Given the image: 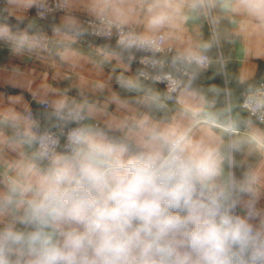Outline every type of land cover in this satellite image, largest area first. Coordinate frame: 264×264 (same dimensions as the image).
Instances as JSON below:
<instances>
[{
    "label": "clouds",
    "instance_id": "obj_1",
    "mask_svg": "<svg viewBox=\"0 0 264 264\" xmlns=\"http://www.w3.org/2000/svg\"><path fill=\"white\" fill-rule=\"evenodd\" d=\"M5 3L21 13L35 9L41 20L63 13L56 35L114 41L98 49L105 61L141 67L116 78L120 89L139 94L134 98L113 93L100 104L53 93L46 106L59 134L41 131L31 112L4 113L15 131L0 135V145L27 150L0 173V264H264V164L239 177L233 170L245 145L264 154V87L249 88L241 103L244 139L231 103L205 111L214 101L192 87L214 63L215 11L241 17L242 31H264V0ZM77 10L90 17L87 27ZM193 13L212 25L211 38L176 48L173 33ZM31 28L14 31L0 18V41L15 56L43 47L48 37ZM59 55L72 68L82 59L70 45ZM142 80L164 91L145 89ZM107 86L96 82L94 90ZM172 99L182 107L170 114Z\"/></svg>",
    "mask_w": 264,
    "mask_h": 264
},
{
    "label": "crops",
    "instance_id": "obj_2",
    "mask_svg": "<svg viewBox=\"0 0 264 264\" xmlns=\"http://www.w3.org/2000/svg\"><path fill=\"white\" fill-rule=\"evenodd\" d=\"M62 15L63 13H59L41 22L27 13L11 8L0 13V18L8 17L14 31L18 27L25 28L31 24L32 33H41L48 37L43 47H36L20 56L12 54L8 42L0 41V135L5 137L14 135L15 130L4 118V113L13 108L17 112L33 110L42 114L46 123H50L52 120L50 113L41 110L39 104L52 98L53 93L63 92L78 101L86 99L100 104H104L113 93H119L123 98H134L139 95L120 89L116 83V78L120 75L136 76L138 66L132 62L126 68L125 63L114 59L105 61L98 52V49L109 43L114 45V41L104 42L90 37L86 32L74 42H70L63 35H56L53 31L60 25ZM75 15L81 21L83 16H87L82 10L75 11ZM215 15L220 17L217 25L220 43L210 53L214 63L208 70L198 75L192 82V87L209 102L214 101V105L206 107L205 111L219 112L230 102L231 116L239 122V138L244 139L249 132L244 123L248 114L241 108L240 102L244 93L264 78V31L252 28L242 31L240 27L242 18L222 8L217 9ZM13 17L21 18L23 23H19ZM212 31L213 27L207 19L193 13L181 29L173 33V44L179 48L189 43H203L211 38ZM69 45L82 56L79 67L72 68L60 59L59 53ZM241 79H244L245 83L241 84L239 82ZM96 82H104L108 86L102 92L95 91ZM142 84L145 89L164 91L144 80ZM229 91L230 96L226 94ZM166 103L170 114L182 107L177 102ZM109 111L115 112V105H110ZM157 115L163 118L165 114ZM223 138L225 141L232 139L226 135ZM22 150H27L26 146L14 151L7 145H0V173L5 171V163L17 159L19 151ZM234 156L236 166L233 170L238 177L250 166L264 164V154L252 151L247 145Z\"/></svg>",
    "mask_w": 264,
    "mask_h": 264
},
{
    "label": "built area",
    "instance_id": "obj_3",
    "mask_svg": "<svg viewBox=\"0 0 264 264\" xmlns=\"http://www.w3.org/2000/svg\"><path fill=\"white\" fill-rule=\"evenodd\" d=\"M6 9H7V6H6V3H5V0H0V13H2V12H5L6 11ZM57 14H59V13H56L55 15H57ZM27 15L28 16H31V17H35L36 19H38L39 21H41V22H45V21H47L51 16H54V15H50V16H48V17H46L45 19H39V18H37L36 17V15H35V9H32V10H30L29 12H27ZM90 20V17H88V16H83L82 17V22H84V24H85V27H87V24H88V21ZM88 35L90 36V37H93V38H95V39H99V38H97V37H95V36H93V35H91L89 32H88ZM99 40H101V39H99ZM102 41H104V40H102ZM104 42H108V41H104ZM133 63H135L137 66H138V68H140L141 66H140V64L138 63V61H133ZM144 81H147V82H150V83H152L153 85H155V86H157V87H160V88H162L163 90H164V84H162V83H157V82H154V81H151V80H144ZM257 87H264V78H262L255 86H253V87H251V88H257ZM249 90V89H248ZM248 90L244 93V96L247 94V92H248ZM244 96H243V98H242V100H241V102H240V106H241V103H242V101H243V99H244ZM169 103H174V102H176V100L175 99H172V100H167ZM46 102L47 101H44V102H41L40 104H39V107H40V109L41 110H44V111H47V112H51V109L50 108H48L47 106H46ZM242 108V107H241ZM243 109V108H242ZM26 112H31L33 115H34V117L39 121V123H40V130L41 131H51V132H53V133H57V134H59V132L61 131V129L57 126V121L55 120V118L54 117H52V120L50 121V123H46V120H45V118H44V116L42 115V114H38V113H36V112H34L33 110H28V111H26Z\"/></svg>",
    "mask_w": 264,
    "mask_h": 264
},
{
    "label": "water",
    "instance_id": "obj_4",
    "mask_svg": "<svg viewBox=\"0 0 264 264\" xmlns=\"http://www.w3.org/2000/svg\"><path fill=\"white\" fill-rule=\"evenodd\" d=\"M5 17V16H4Z\"/></svg>",
    "mask_w": 264,
    "mask_h": 264
}]
</instances>
